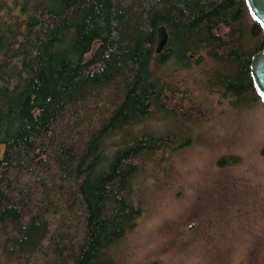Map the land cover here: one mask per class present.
<instances>
[{
    "label": "trees",
    "instance_id": "1",
    "mask_svg": "<svg viewBox=\"0 0 264 264\" xmlns=\"http://www.w3.org/2000/svg\"><path fill=\"white\" fill-rule=\"evenodd\" d=\"M162 24L169 42L157 53ZM263 47L246 0H0V264L36 246L59 251L69 240L64 264H116L113 248L138 212L131 191L142 164L176 140L135 128L156 110L177 117L172 104H200L168 64H196L207 91L248 105L264 101L251 75ZM103 98L115 105L93 129L83 104ZM84 135L85 145L72 140ZM49 182L61 205H44ZM65 204L78 219L62 220Z\"/></svg>",
    "mask_w": 264,
    "mask_h": 264
},
{
    "label": "rangeland",
    "instance_id": "2",
    "mask_svg": "<svg viewBox=\"0 0 264 264\" xmlns=\"http://www.w3.org/2000/svg\"><path fill=\"white\" fill-rule=\"evenodd\" d=\"M175 66L171 61L167 68L176 72L174 81L187 91L193 88L200 104H172L177 117L171 110H156L135 128L176 140L142 164L131 191L138 212L133 227L113 248L116 264H264V101L233 104L234 97L204 88L205 76L196 64L191 70ZM106 102L90 99L83 104L93 129L103 126L115 105ZM87 136L72 140L85 145ZM40 146L38 141L36 158ZM116 149L110 146L108 155ZM4 151L2 144L0 159ZM230 156L237 158L236 163L219 165L222 157ZM40 168L35 164L30 173L36 176ZM49 183L54 190L48 194L42 189L44 205H61L57 184ZM63 208L62 220L79 218L72 217L75 206ZM79 225L85 235V225ZM60 230L58 226L55 232L59 239ZM63 243L57 248L60 252L48 248L40 253L36 246L12 253L5 262L64 264L73 244Z\"/></svg>",
    "mask_w": 264,
    "mask_h": 264
},
{
    "label": "water",
    "instance_id": "3",
    "mask_svg": "<svg viewBox=\"0 0 264 264\" xmlns=\"http://www.w3.org/2000/svg\"><path fill=\"white\" fill-rule=\"evenodd\" d=\"M255 20L264 29V0H246ZM169 42L167 26L162 24L157 30L156 52L161 53ZM251 75L259 94L264 99V47L256 52L251 59Z\"/></svg>",
    "mask_w": 264,
    "mask_h": 264
}]
</instances>
